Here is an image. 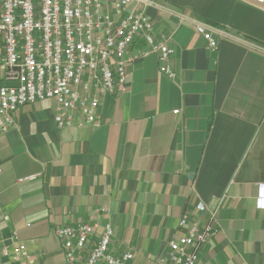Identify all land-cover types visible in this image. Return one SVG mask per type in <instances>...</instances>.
Here are the masks:
<instances>
[{
  "label": "crops",
  "instance_id": "0c3cea01",
  "mask_svg": "<svg viewBox=\"0 0 264 264\" xmlns=\"http://www.w3.org/2000/svg\"><path fill=\"white\" fill-rule=\"evenodd\" d=\"M152 2L131 7L173 49L175 79L149 53L127 66L123 95L101 96L98 124L76 114L59 128L46 99L19 106L0 134V264H66L54 228L77 223L96 224L91 241L109 223L111 251L158 264L184 215L216 229L198 264H264V2ZM194 21L220 30L216 50ZM148 49L136 36L131 52ZM12 232L27 250L16 260L1 253Z\"/></svg>",
  "mask_w": 264,
  "mask_h": 264
},
{
  "label": "built area",
  "instance_id": "2783aa9c",
  "mask_svg": "<svg viewBox=\"0 0 264 264\" xmlns=\"http://www.w3.org/2000/svg\"><path fill=\"white\" fill-rule=\"evenodd\" d=\"M133 1L151 5L152 0H0V134L14 125L13 113L21 105L51 99L54 121L63 128L78 115L84 124H98L100 98L123 95L127 90V66L155 53L159 71L175 79L170 64L173 49L154 41L151 22L143 10L134 11ZM263 3L264 0H255ZM206 48L217 49L220 30L194 21ZM142 34L149 49L131 52L136 36ZM258 50L262 48L257 47ZM177 110H175L176 112ZM77 114V115H76ZM40 174L18 178L33 180ZM264 208V201L258 202ZM203 210L204 206L199 205ZM215 212H211L212 217ZM7 216L0 209V221ZM182 235L168 242L158 264H198V249L216 232L211 223L200 228L186 215L178 221ZM96 224L77 223L54 228L66 264H134L133 254L109 249L112 226L105 223L96 241L90 238ZM3 256L19 259L27 255L24 242L12 232ZM89 246L85 259L79 256Z\"/></svg>",
  "mask_w": 264,
  "mask_h": 264
}]
</instances>
